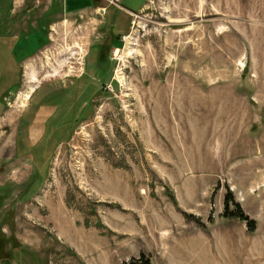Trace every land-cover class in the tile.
I'll use <instances>...</instances> for the list:
<instances>
[{"label":"rangeland","instance_id":"374dc122","mask_svg":"<svg viewBox=\"0 0 264 264\" xmlns=\"http://www.w3.org/2000/svg\"><path fill=\"white\" fill-rule=\"evenodd\" d=\"M29 6L49 25L26 49L51 41L0 89V264H264V0H0V17L24 30Z\"/></svg>","mask_w":264,"mask_h":264},{"label":"crops","instance_id":"0c3cea01","mask_svg":"<svg viewBox=\"0 0 264 264\" xmlns=\"http://www.w3.org/2000/svg\"><path fill=\"white\" fill-rule=\"evenodd\" d=\"M145 3L139 8L138 11L131 10L130 8L122 4H121V7H119L120 9L118 8L116 9V7H110L108 11L111 10V14L113 12L116 13V15H114V19H117V16L119 14L123 16V13H125L124 15L128 17V16H132L136 12L141 11L143 7L145 6ZM30 6L24 10L25 12L24 14L28 16L27 21H25L27 23V26L24 28V30L23 28H20V25L18 22L12 21V20L5 21L3 17H0V89H7L8 91H11V88L13 89L14 86L11 85L10 87L9 79L15 78L18 74L21 78L22 76L21 72L25 64L28 61H30V59L34 57L38 51L47 47V45L51 41V39L50 40L48 39L50 38L48 37V34L44 32L45 40L41 42V44L37 47V49L34 52H28L29 48L26 49V47L29 46V44L31 43V36H29V33L31 31H37V30L43 32L46 26L49 25L47 20L45 19L46 16L44 17L43 20L40 19L39 22L35 21L36 23H34V21H31V13L33 12L32 11L33 8ZM76 6H78L77 1H70V2L67 1L66 9L68 10L74 7L76 8ZM118 11L119 12L121 11L122 13H119ZM18 89L19 87L16 89L15 93L17 92ZM5 97L6 96H4V98ZM86 97L87 96L85 94L83 97H81L80 101L77 100V102L73 105V107H69V110L67 113L64 110L63 112L67 114V115L64 114V116L66 115L65 116L66 119L63 120L64 118L62 119L60 118L59 122L57 123V126L60 125L63 128L66 126H69V123H71V120H73L74 117H79L81 113L86 109V106L88 107L90 106L89 103L87 104V101L83 103V101L87 99ZM79 103L81 104V106L79 107V110L76 112L75 107ZM1 115L2 114H0V116ZM81 118L83 119L85 117L82 116ZM42 128H43L42 132L45 133L46 129L49 127L48 125L45 124L43 125ZM57 131H59V129H57ZM55 135L57 136V132Z\"/></svg>","mask_w":264,"mask_h":264},{"label":"trees","instance_id":"16d2710c","mask_svg":"<svg viewBox=\"0 0 264 264\" xmlns=\"http://www.w3.org/2000/svg\"><path fill=\"white\" fill-rule=\"evenodd\" d=\"M36 180H37V178L35 177L34 178V182H36ZM34 182H32V183H34ZM35 184V183H34ZM6 195H8V193L6 194V193H3V194H1L0 193V209H1V207H2V201L4 200V197L6 196ZM232 195H229L228 197H227V199H226V204H228V202L229 201H231V200H233V198L231 197ZM233 204H234V211L233 212H231V214L233 215V216H235V217H238L239 219H243V220H246L247 221V225L249 226V227H251V228H253L254 227V225H255V223H254V221L252 220V219H248V217L243 213V211H242V209H241V207H240V205L238 204V203H236V202H234L233 201ZM227 208H228V206H227ZM2 211V210H1ZM3 212V211H2ZM0 218H1V216H0ZM1 235H4L3 233H0ZM31 258H29L28 256L26 257V261L29 263V264H34L33 262H32V260H30ZM143 264H149V261H147V260H145L144 261V263Z\"/></svg>","mask_w":264,"mask_h":264},{"label":"flooded vegetation","instance_id":"af4514ba","mask_svg":"<svg viewBox=\"0 0 264 264\" xmlns=\"http://www.w3.org/2000/svg\"><path fill=\"white\" fill-rule=\"evenodd\" d=\"M88 58L89 57H87L86 59H85V64H86V66L88 67V65L89 64H91V63H89L90 61H88ZM96 62V61H95ZM107 63H109L108 61H103L102 62V64L101 65H105V64H107ZM95 66H96V64H95ZM80 76H83V77H87L88 76V72L85 70L84 71V73L82 74L81 73V75ZM60 100H59V104L60 103H62L61 102V97L59 98ZM66 100V99H65ZM64 99L62 100L63 102H66ZM67 104L69 103V102H66ZM59 104H57V105H54V111L56 112V113H58L59 111H60V109L61 108H63L62 110L64 111L65 110V108H66V106H61V104L59 105ZM68 106H70V105H68ZM68 109V108H67ZM84 119V118H83ZM83 119H81V120H83ZM46 125H49V123L48 124H46ZM44 135V132H42L41 133V135H40V137H42ZM23 145H21V147H22ZM34 156H35V158L37 157V153H32ZM39 163H38V160H36L35 161V163H34V165H33V171H32V173L31 174H29V177H30V183H29V185H33L35 182H34V178L36 177V175L38 174V171H39ZM32 182H34V183H32ZM26 187L27 186H25V188H22L21 190H25L26 189Z\"/></svg>","mask_w":264,"mask_h":264},{"label":"bare ground","instance_id":"6f19581e","mask_svg":"<svg viewBox=\"0 0 264 264\" xmlns=\"http://www.w3.org/2000/svg\"><path fill=\"white\" fill-rule=\"evenodd\" d=\"M33 86V85H32ZM34 87V86H33ZM33 87H31V90H33ZM30 93V92H29ZM29 93L26 95V99L29 97Z\"/></svg>","mask_w":264,"mask_h":264},{"label":"built area","instance_id":"2783aa9c","mask_svg":"<svg viewBox=\"0 0 264 264\" xmlns=\"http://www.w3.org/2000/svg\"><path fill=\"white\" fill-rule=\"evenodd\" d=\"M111 1H113V3H117L118 2V0H111Z\"/></svg>","mask_w":264,"mask_h":264}]
</instances>
